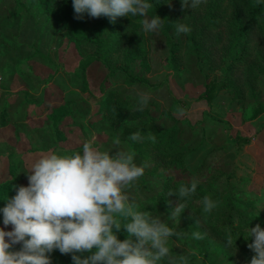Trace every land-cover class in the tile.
I'll list each match as a JSON object with an SVG mask.
<instances>
[{"label":"rangeland","instance_id":"rangeland-1","mask_svg":"<svg viewBox=\"0 0 264 264\" xmlns=\"http://www.w3.org/2000/svg\"><path fill=\"white\" fill-rule=\"evenodd\" d=\"M52 1L0 0V185L12 181L26 186L24 172L42 153L81 151L82 140L88 138L94 137L102 149L119 139L135 157L136 143L141 140L131 141L129 131L135 132L146 122L162 134L167 132L166 139L177 143V150L173 158L161 154L157 160H135L146 167L144 175L126 188L134 204L148 207L161 192L165 176L179 183L197 177L223 200H235L237 211L247 214L250 227L257 223L264 227V30L260 39L233 46L232 24L201 32L209 24L207 12L202 17L207 15V19L185 23L189 33L177 37L170 32L177 45V70H173L168 66L167 38L160 31L144 33L141 18L125 17L126 43L120 53L112 47L110 54L127 74L142 72L151 87L157 86L149 89L130 85L122 72L109 77L98 61L82 64L95 48L66 36L48 11L47 3ZM197 9L201 10L182 8L176 1L169 12L176 21L186 15L198 16ZM259 12L257 24L264 25V9ZM99 18L87 17L86 23L95 27ZM234 62L238 67H232ZM216 84L209 101L201 99ZM136 90L151 96L143 111L136 109ZM109 94L116 95L113 106L130 115L115 125L109 122L114 116L100 107ZM53 114L68 117L55 125L50 118ZM3 116L7 120L1 126ZM169 148L162 143L161 149ZM176 158L182 159L183 167L175 165ZM188 201L182 202L185 208L176 217L171 211L180 202L154 208L152 214L178 233L176 239L168 240L169 249L176 253L170 251V256L183 255L187 264H247L250 258L244 253H252L247 248L250 241L244 239L247 228L229 247L204 226L191 223ZM60 256L54 250L52 264H61Z\"/></svg>","mask_w":264,"mask_h":264},{"label":"clouds","instance_id":"clouds-1","mask_svg":"<svg viewBox=\"0 0 264 264\" xmlns=\"http://www.w3.org/2000/svg\"><path fill=\"white\" fill-rule=\"evenodd\" d=\"M206 0H180L182 8L195 9ZM74 18L106 17L115 23L118 17H139L142 31L157 33L163 19L149 16L150 0H71ZM171 3V0H168ZM264 9V0H256ZM174 21V34L190 32V27ZM137 111H143L151 96L136 90ZM133 142L142 139L131 133ZM81 151L70 154L48 150L37 157L25 173L27 185H13L14 195L2 199L0 206V264H52L54 250L70 254L71 264H187L186 258L171 257L168 238L178 235L158 216L134 211L127 186L144 175L145 164H137L132 153L119 139L107 148L96 146L95 138L84 139ZM114 150V152H113ZM200 180L191 177L181 183L177 194L181 201L192 196ZM205 213L216 201L205 195L200 201ZM185 204L171 211L178 216ZM261 209V208H260ZM119 215V220L117 219ZM259 215V212L256 216ZM255 216V217H256ZM11 225V230H6ZM123 228L124 239L118 238ZM199 238L198 233H194ZM253 253L247 264H264V227H249L244 236ZM229 247L232 241L227 240ZM19 245L18 249L15 246ZM87 253V255H85Z\"/></svg>","mask_w":264,"mask_h":264},{"label":"trees","instance_id":"trees-1","mask_svg":"<svg viewBox=\"0 0 264 264\" xmlns=\"http://www.w3.org/2000/svg\"><path fill=\"white\" fill-rule=\"evenodd\" d=\"M41 1L46 2V0ZM176 1L180 2V0H171V3L169 4L168 0H150L152 6L147 10L149 16L156 14L163 19L159 31L168 40L170 53L168 66L173 70H177V65L175 63V53L177 51L175 50V47L177 45L171 41L172 37L170 32H174L175 20H173L171 13L169 12V7ZM198 7L201 8V10L197 9V11H195L196 14L198 13V16L194 14L186 15L183 18L184 22L182 23L188 24L191 21L196 22L197 20H201L204 14L209 12V24L201 28V32L210 33L209 30L212 29V27L213 30H216L218 26H221L226 22L232 24V26H230L232 28V32H230L229 37L234 43L233 46L237 45L242 40L248 43L251 42L254 37L260 39L258 38L259 34L264 30V25L257 24L259 20L258 16L262 13L259 12L261 7L257 6L256 0H206L205 3H202ZM47 8L55 22L65 30L66 36L73 40L77 39L84 41L95 48L93 54L83 60L82 64L86 65L88 63L98 61L107 70L109 77L114 76L118 72H122L123 75H125V81L130 85L143 86L149 89L157 88V86L151 87L150 84H148L142 72L136 74L135 76L127 74V70L124 66H118L117 60L113 62V56L110 54L111 48L115 47V51L120 53L122 51L123 44L126 43L127 31L124 30L123 25L125 17H118L115 23H109L108 19L102 16L99 18V22L95 25V27H90L86 23L88 16H85L82 20L74 18L71 0H53L52 3H47ZM205 18L207 19V15ZM245 52L247 53L248 51L245 49ZM125 57L129 58L131 56L126 54ZM112 64H115V67L112 66ZM238 64V62H234L232 67L236 68L238 67ZM142 65L145 66L144 60ZM218 85L219 84H216V86H209L201 99L209 101L215 87H218ZM116 99L115 94H109L106 97V102L100 105L101 109H104L106 112L108 111L114 116L115 120H109L111 125H115L119 121L130 117V115L125 114V111L118 105L113 106ZM262 112H264V110ZM66 117L68 116H55V114L50 116L51 121L55 125L61 124L66 120ZM6 120L7 117L3 116L1 126L5 125ZM150 125L152 124L144 122L140 125L139 129L135 131L139 132L142 139L139 143H136V156L134 159L140 163L148 162L153 158L156 159L159 156L161 157V154L163 156L171 155V158H173L172 154L176 153L177 143H174L171 139H166V136L168 135L167 132L162 134L160 131L156 130L155 125L153 127H150ZM129 133L131 134L133 132L129 131ZM163 142H166L169 145L170 148L168 151L161 149ZM138 149L139 152L137 151ZM174 162L179 168L183 167L182 159L176 158ZM163 181L164 184L161 192L152 198L148 207L134 204L133 210L146 211L152 215L154 213V208L164 207L165 205L175 202H184L189 199L186 210H188V214L192 215L191 223L196 226H198V224L204 226L210 233L216 235L217 239H222L225 242H227L229 238L232 242H235L237 237L244 234L243 231L247 228L248 223L249 227L251 226L250 222L245 219L247 214L245 212L243 213L237 211L235 200H232L231 198L226 201L223 200V196L216 194L213 189H209L210 187L205 186L201 182L198 185L196 192L191 196V199L187 198L186 200L181 201V198L178 196L176 191L181 183L186 182H174L170 176H165ZM13 185L16 184L12 181L0 185V196L5 195L8 192H14V190H11ZM205 195L216 201V207L209 213L203 212L202 205L200 203L202 197ZM197 203L200 204L199 207L195 206ZM117 219L119 220L118 214ZM126 235V232H124L122 228L118 233V238L124 239ZM169 239L174 240L176 239V236L169 237L168 240ZM243 243L244 240L238 242L240 245ZM170 251L171 255L176 254L173 248ZM85 255H87V253H85ZM244 255L251 258L253 254L248 252L246 254L245 252ZM244 255L242 256L244 257ZM60 261L61 264H71L70 254H61Z\"/></svg>","mask_w":264,"mask_h":264}]
</instances>
